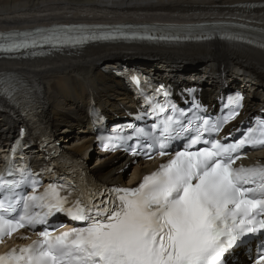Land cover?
I'll list each match as a JSON object with an SVG mask.
<instances>
[{"label":"snow or ice","instance_id":"1","mask_svg":"<svg viewBox=\"0 0 264 264\" xmlns=\"http://www.w3.org/2000/svg\"><path fill=\"white\" fill-rule=\"evenodd\" d=\"M31 36L13 33L0 38V52L117 38L86 29H53L41 40L27 39ZM176 111L175 104L166 107L156 101L143 114L153 120L151 130L134 127L124 138L145 137L126 149L133 156L169 157L134 188L98 190L84 200L54 183L38 193L40 182L27 168L7 167L0 173V238L21 228L43 226L37 233L40 239L0 255V264H227L226 254L244 243L247 234L264 230V167L233 166L240 159L233 154L246 144L264 146V120L245 129L238 140L225 143L211 135L219 133L221 121L195 113L187 116L183 109L181 119ZM237 115L233 110L223 122ZM181 132L189 133L183 150H170ZM198 143L204 147L192 150ZM104 147L115 151L124 145ZM57 214L81 226L54 236L50 229L63 226L59 220L49 223ZM257 264H264V254Z\"/></svg>","mask_w":264,"mask_h":264},{"label":"bare ground","instance_id":"2","mask_svg":"<svg viewBox=\"0 0 264 264\" xmlns=\"http://www.w3.org/2000/svg\"><path fill=\"white\" fill-rule=\"evenodd\" d=\"M258 5L251 10L250 5ZM264 0H0V31H24L52 25L159 26L190 28L202 24L256 22L264 29ZM214 49V54L210 55ZM156 57L182 62H205L215 74L239 68L255 78L264 92V53L220 43L212 45L98 46L46 57L0 60V143L11 136L22 120L21 106L5 98L10 80L27 86L44 116L54 126L83 119L87 96L95 89L108 103L124 101L121 86L111 74L122 59ZM221 63L220 66H218ZM6 80V81H5ZM259 97L264 98L260 92ZM252 106V104H250ZM79 150H82L80 148ZM95 173L106 181L121 178L122 163L93 161ZM135 175V172L133 173Z\"/></svg>","mask_w":264,"mask_h":264}]
</instances>
